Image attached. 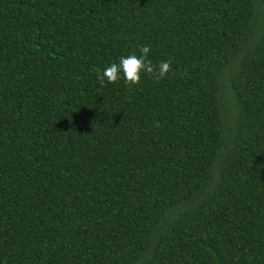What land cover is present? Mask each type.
Listing matches in <instances>:
<instances>
[{
  "label": "trees",
  "instance_id": "trees-1",
  "mask_svg": "<svg viewBox=\"0 0 264 264\" xmlns=\"http://www.w3.org/2000/svg\"><path fill=\"white\" fill-rule=\"evenodd\" d=\"M0 264H264V0H0Z\"/></svg>",
  "mask_w": 264,
  "mask_h": 264
},
{
  "label": "clouds",
  "instance_id": "clouds-1",
  "mask_svg": "<svg viewBox=\"0 0 264 264\" xmlns=\"http://www.w3.org/2000/svg\"><path fill=\"white\" fill-rule=\"evenodd\" d=\"M140 55L133 52L127 56H121L118 62L111 63L103 70L97 69L96 76L99 84H116L121 79L128 86L138 85L141 80V74L144 73L157 81L165 79L171 71L170 61H161L158 65H153L148 58L150 48L141 45L138 48Z\"/></svg>",
  "mask_w": 264,
  "mask_h": 264
}]
</instances>
